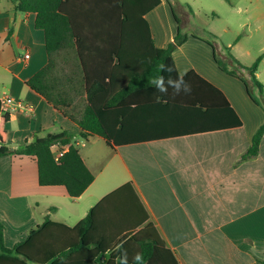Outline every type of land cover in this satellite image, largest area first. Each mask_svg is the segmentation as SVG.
Returning <instances> with one entry per match:
<instances>
[{
	"label": "crops",
	"instance_id": "obj_1",
	"mask_svg": "<svg viewBox=\"0 0 264 264\" xmlns=\"http://www.w3.org/2000/svg\"><path fill=\"white\" fill-rule=\"evenodd\" d=\"M228 1L226 19H234L224 23L223 31L233 41L213 43V48L205 37L186 36L173 58L179 74L195 72L219 89L242 127L116 149L92 137L101 139L111 157L102 167L97 153L79 150L95 181L76 199L64 186L39 184L36 158L0 159V221L7 248L24 241L48 220L76 226L105 196L131 182L149 222L180 264L264 261V136L259 155L240 162L264 124V106L257 105L244 83L221 71L216 62V56L224 58L228 48L245 67L263 56L256 76L264 86V0ZM170 3L161 0L146 16L155 45L161 49L174 41L182 25ZM243 27L248 32L239 37ZM47 63L46 38L36 28V14L21 13L12 0H0V98L12 97L32 107L6 114L7 145L13 149L48 133L69 131L78 137L80 132L77 124L27 84ZM253 91L264 104V94L257 88ZM75 142L78 146L77 138ZM56 199L66 206L65 215L57 220L52 219L58 212L52 205Z\"/></svg>",
	"mask_w": 264,
	"mask_h": 264
},
{
	"label": "trees",
	"instance_id": "obj_2",
	"mask_svg": "<svg viewBox=\"0 0 264 264\" xmlns=\"http://www.w3.org/2000/svg\"><path fill=\"white\" fill-rule=\"evenodd\" d=\"M12 1L19 12L36 14V28L46 38L48 63L28 86L77 124L83 139L99 137L116 149L242 127L223 93L195 72L183 77L191 86L188 94L175 95L172 88L163 94L148 84L159 75L177 77L173 53L186 39L179 29L174 42L156 47L146 16L161 0ZM262 59L245 67L229 48L224 58L216 56L220 70L243 82L250 98L263 107L253 91L264 94L256 76ZM161 64L175 71L161 73ZM8 122L0 111V159L36 158L39 184L64 186L73 199L94 183L77 135L48 133L13 149L7 145ZM263 136L264 124L240 162L259 155ZM57 142L70 145L59 164L52 154ZM149 220L130 182L105 196L76 226L48 220L12 249L5 245L0 221V264H119L124 251L129 264L136 252L143 254L144 264H180Z\"/></svg>",
	"mask_w": 264,
	"mask_h": 264
},
{
	"label": "rangeland",
	"instance_id": "obj_3",
	"mask_svg": "<svg viewBox=\"0 0 264 264\" xmlns=\"http://www.w3.org/2000/svg\"><path fill=\"white\" fill-rule=\"evenodd\" d=\"M172 3V7L174 9V13L178 21L181 25V36L185 38L186 36L193 37H205L207 43H218L219 45L223 43H229L230 38L224 33V23L227 21H231V16L225 14V10L229 9V1L228 0H170ZM236 3L242 0H232ZM189 15V17L186 15ZM173 19V18H172ZM174 22V20H173ZM175 23V22H174ZM191 24H194L192 26ZM211 31L212 33H210ZM247 27H243L238 31L239 37H242L244 33L246 34ZM178 35V34H177ZM176 35V37H177ZM175 37V39H176ZM174 39V40H175ZM200 39V38H198ZM174 42V41H173ZM215 45V44H214ZM227 46H225V49ZM176 51V50H175ZM174 51V52H175ZM258 99L261 101L260 97ZM262 102V101H261ZM72 114V111H70ZM78 149L79 150H90L97 153L99 156L100 165L103 167V163L105 165L108 163L110 159V154L107 150H105V145L102 141L97 139H88L85 140L80 135H78ZM54 204L56 205L58 212L52 214V219H60V217L65 215L66 206L64 205V201L61 199L55 200ZM57 217V218H55ZM76 222H70L71 225H74Z\"/></svg>",
	"mask_w": 264,
	"mask_h": 264
},
{
	"label": "clouds",
	"instance_id": "obj_4",
	"mask_svg": "<svg viewBox=\"0 0 264 264\" xmlns=\"http://www.w3.org/2000/svg\"><path fill=\"white\" fill-rule=\"evenodd\" d=\"M161 73L167 72L172 73L175 71L174 66H168L166 64L160 65ZM184 74H178L176 78H173L171 75L165 78L164 75H159L148 80L150 86H154L156 90L160 93L167 94L168 89L172 88L175 95H179L181 92L188 94L191 92V86L184 80ZM119 264H129V257L127 251L121 253L118 258ZM133 264H144L143 254L136 252L133 257Z\"/></svg>",
	"mask_w": 264,
	"mask_h": 264
},
{
	"label": "built area",
	"instance_id": "obj_5",
	"mask_svg": "<svg viewBox=\"0 0 264 264\" xmlns=\"http://www.w3.org/2000/svg\"><path fill=\"white\" fill-rule=\"evenodd\" d=\"M26 58H30V55H27ZM10 110L26 112L31 111L32 107L25 104L20 100H15L12 97H2L0 98V111L1 114L6 115ZM70 145H64L61 142H57L52 147V154L55 161L59 164L65 154L69 151Z\"/></svg>",
	"mask_w": 264,
	"mask_h": 264
}]
</instances>
